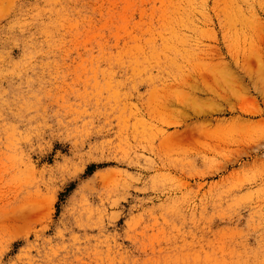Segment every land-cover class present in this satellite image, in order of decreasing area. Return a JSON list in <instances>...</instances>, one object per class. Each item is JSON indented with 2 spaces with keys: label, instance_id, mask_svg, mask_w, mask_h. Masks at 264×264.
Listing matches in <instances>:
<instances>
[{
  "label": "rangeland",
  "instance_id": "374dc122",
  "mask_svg": "<svg viewBox=\"0 0 264 264\" xmlns=\"http://www.w3.org/2000/svg\"><path fill=\"white\" fill-rule=\"evenodd\" d=\"M0 264H264V0H0Z\"/></svg>",
  "mask_w": 264,
  "mask_h": 264
}]
</instances>
